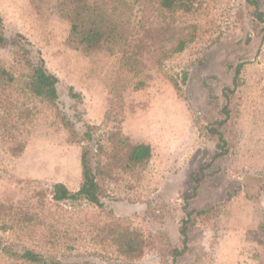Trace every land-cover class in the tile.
<instances>
[{"label": "rangeland", "instance_id": "1", "mask_svg": "<svg viewBox=\"0 0 264 264\" xmlns=\"http://www.w3.org/2000/svg\"><path fill=\"white\" fill-rule=\"evenodd\" d=\"M128 1L135 23L139 7ZM200 2L194 40L151 70L144 89L124 94L122 132L148 143L153 155L144 171L106 185L102 208L51 200L56 183L78 189L80 146L67 142L54 109L26 91V70L11 47L0 49V66L14 75L5 111L32 112L30 124L19 121L26 144L18 158L0 136V200L21 215L17 223L0 219V264H30L19 258L23 249L47 264H264V0ZM38 10L32 0H0L4 35L21 34L32 56L40 53L58 78V109L82 134L81 113L92 125L103 122L116 60L70 49L68 24ZM70 87L80 102L69 97ZM225 106L224 155L214 160L219 142L207 129L225 119ZM26 215L35 227L24 226ZM113 221L142 233L146 246L136 261L96 240V227ZM182 226L187 249L175 258Z\"/></svg>", "mask_w": 264, "mask_h": 264}, {"label": "trees", "instance_id": "2", "mask_svg": "<svg viewBox=\"0 0 264 264\" xmlns=\"http://www.w3.org/2000/svg\"><path fill=\"white\" fill-rule=\"evenodd\" d=\"M201 0H133L139 7V19L130 21L132 5L128 0H32L38 11L46 9L68 24L65 44L72 50L96 53L115 59L114 73L108 85V110L100 125L84 121L81 113L79 121L84 123V131L79 134L75 123L60 112L57 106L58 78L50 73L40 53L32 56L33 46L21 34L7 39L4 35L3 20L0 17V49L11 47L13 60L26 70V91L42 105L54 109L56 118L66 131L67 142L80 146V184L76 191L64 184L56 183L50 191L51 200L60 202H86L102 208L106 185L119 176H129L146 169L151 158V146L142 141H133L121 129L124 110V94L128 90L139 91L146 87L151 70L161 67L174 54L181 53L190 44L197 31L194 17L201 10ZM253 3V2H252ZM256 3H253V5ZM262 20V13L254 11ZM191 20V21H190ZM264 34V29L262 30ZM234 73L233 85L236 88ZM236 74V75H235ZM235 78V79H234ZM185 76L183 77V81ZM14 83V75L0 66V136L6 151L18 158L25 148V139L20 140L19 121L31 122L32 112L25 108L14 116L5 111L9 100V90ZM177 89V84H174ZM68 95L80 102L81 95L70 87ZM225 119L217 121L207 130L217 136L219 150L214 160L224 155V136L221 128L226 125L229 111L223 108ZM114 120L112 127L108 126ZM221 144V145H220ZM6 146V147H5ZM137 174V175H138ZM196 192V189H194ZM16 205L0 200V219L17 223L21 215L13 213ZM198 211L197 213H204ZM34 219L26 215L23 224L33 228ZM7 229L6 226H2ZM187 229L182 226V249H173L177 258L187 249ZM54 235V234H53ZM99 244L114 246L117 256L125 261H136L144 252L146 243L142 233L118 222H107L96 227ZM20 259L30 264H47L46 259L32 250L23 249ZM52 262V261H51Z\"/></svg>", "mask_w": 264, "mask_h": 264}]
</instances>
